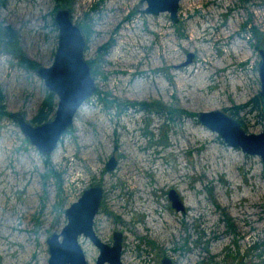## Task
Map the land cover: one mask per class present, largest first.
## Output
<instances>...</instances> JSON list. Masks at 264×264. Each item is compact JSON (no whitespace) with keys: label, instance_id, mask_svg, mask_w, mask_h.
Segmentation results:
<instances>
[{"label":"rangeland","instance_id":"1","mask_svg":"<svg viewBox=\"0 0 264 264\" xmlns=\"http://www.w3.org/2000/svg\"><path fill=\"white\" fill-rule=\"evenodd\" d=\"M147 5L0 4V86L9 112L0 116V264H49L48 237L62 230L66 208L91 185L104 189L95 231L109 244L122 231L129 264H160L164 257L175 264H264V159L229 145L199 115L221 109L247 132L264 129V0H181L177 22L168 11L145 12ZM62 6L71 7L86 33L97 87L46 156L10 113L31 120L44 100V79L18 53L52 64L54 14ZM7 26L20 51L8 44ZM194 30L202 38H192ZM189 53L192 61L183 64ZM113 153L118 163L108 170ZM171 188L185 210L172 206ZM80 242L94 264L99 247L88 236Z\"/></svg>","mask_w":264,"mask_h":264},{"label":"water","instance_id":"2","mask_svg":"<svg viewBox=\"0 0 264 264\" xmlns=\"http://www.w3.org/2000/svg\"><path fill=\"white\" fill-rule=\"evenodd\" d=\"M144 11L159 14L168 11L174 22L179 19L181 0H146ZM58 27V46L51 65H40L39 75L44 79L47 90L56 96V108L49 119L34 123L22 112H12V118L21 130L44 155H51L61 144L63 137L74 125L80 107L96 90V79L92 73L85 53L88 38L82 26L76 23L69 6L60 7L54 14ZM259 61L262 88L259 91L264 113V47L259 49ZM193 53H189L183 64L192 61ZM200 120L231 146L241 147L246 153L259 155L264 159V129L258 133L247 132L241 121L233 115L221 110H203ZM116 154L108 159L106 167L114 169L117 165ZM104 195L101 185H91L83 190L79 198L69 205L65 213L67 223L60 232H53L47 239L50 247L49 264H90L80 237L88 236L99 247L100 252L94 264H129L122 258L123 232L113 233V243L103 241L95 231V217L99 212ZM169 197L172 206L177 210H185L181 194L171 188ZM160 264H175L170 257H164Z\"/></svg>","mask_w":264,"mask_h":264},{"label":"trees","instance_id":"3","mask_svg":"<svg viewBox=\"0 0 264 264\" xmlns=\"http://www.w3.org/2000/svg\"><path fill=\"white\" fill-rule=\"evenodd\" d=\"M7 0H0V4H5ZM13 29L10 26L6 27L5 33L7 34V36L9 37L8 39V44L10 46H12L13 49H17L16 51H20L17 43V34L15 31H12ZM18 53V52H17ZM20 54V58H21V62L29 67H34V68H38L40 66V64L31 58H28L27 56H25L23 53H18ZM255 100L258 101V103L260 104V100L259 97L257 96L255 98ZM56 96L49 92L46 91V95L44 97V100L39 108V110L37 111V113L34 115V117L32 118V120L34 122H43L45 120H47L54 112L55 108H56ZM169 113L171 114H175L178 113L177 109H168ZM180 112H182L180 110ZM8 110L6 108L5 105V96H4V91L2 89V87L0 86V116L8 114ZM236 113V112H235ZM242 125H243V121L241 120Z\"/></svg>","mask_w":264,"mask_h":264},{"label":"bare ground","instance_id":"4","mask_svg":"<svg viewBox=\"0 0 264 264\" xmlns=\"http://www.w3.org/2000/svg\"><path fill=\"white\" fill-rule=\"evenodd\" d=\"M161 30H162V31H161ZM228 30L230 31V29H228ZM228 30H227V31H228ZM159 31H160V34L162 35V37H164V36L166 35V32H165V30L163 31V28H162V29L160 28ZM221 31H222V32H221ZM219 32L222 33V34H225V32H226V31H225V28H224L223 30L221 29L220 31H218V34H219ZM191 34H192V36H193L192 38H194V39H200V38H202V36L199 35V33L196 32V30L192 31ZM228 34H229V33H228ZM190 39H191V38H190ZM204 39H205V38H204ZM137 49H139V48H137ZM163 52H164V50H163ZM131 55H133V56L136 55V52L133 51V52L131 53ZM138 56H139V55H138ZM139 60H140V59H139ZM131 62H132V61H131Z\"/></svg>","mask_w":264,"mask_h":264},{"label":"flooded vegetation","instance_id":"5","mask_svg":"<svg viewBox=\"0 0 264 264\" xmlns=\"http://www.w3.org/2000/svg\"><path fill=\"white\" fill-rule=\"evenodd\" d=\"M47 91H48V90H47ZM56 102H57V101H56ZM54 111H55V110H54ZM53 114H54V112H53ZM53 114H52L50 117H52ZM10 115H11V113H10ZM50 117H49V118H50ZM49 118H48V119H49ZM31 120H32V119H31ZM32 121H33V120H32ZM34 123H40V122H34Z\"/></svg>","mask_w":264,"mask_h":264}]
</instances>
